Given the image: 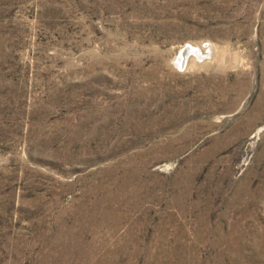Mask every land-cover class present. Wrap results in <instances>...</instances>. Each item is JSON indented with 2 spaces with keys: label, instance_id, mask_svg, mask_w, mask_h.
Wrapping results in <instances>:
<instances>
[{
  "label": "rangeland",
  "instance_id": "obj_1",
  "mask_svg": "<svg viewBox=\"0 0 264 264\" xmlns=\"http://www.w3.org/2000/svg\"><path fill=\"white\" fill-rule=\"evenodd\" d=\"M0 264H264V0H0Z\"/></svg>",
  "mask_w": 264,
  "mask_h": 264
},
{
  "label": "bare ground",
  "instance_id": "obj_2",
  "mask_svg": "<svg viewBox=\"0 0 264 264\" xmlns=\"http://www.w3.org/2000/svg\"><path fill=\"white\" fill-rule=\"evenodd\" d=\"M188 50H191V49H186L185 53L182 54V56H180V61H179V66L180 67H183L184 63H187L186 62V58H187V55L190 51ZM192 51V50H191ZM202 58V57H201ZM188 59V58H187ZM189 61V59H188ZM177 63V62H176Z\"/></svg>",
  "mask_w": 264,
  "mask_h": 264
}]
</instances>
